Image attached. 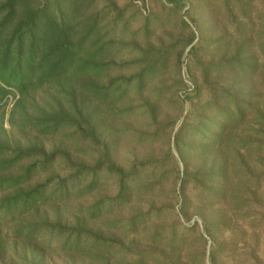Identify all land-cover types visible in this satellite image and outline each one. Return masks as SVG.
Instances as JSON below:
<instances>
[{
	"label": "rangeland",
	"instance_id": "obj_1",
	"mask_svg": "<svg viewBox=\"0 0 264 264\" xmlns=\"http://www.w3.org/2000/svg\"><path fill=\"white\" fill-rule=\"evenodd\" d=\"M58 1L91 28L82 52L98 66L70 86L94 84L80 104L93 129L10 124L12 86L0 127L134 173L101 169L65 188L57 162L36 173L31 183L49 182L35 201L0 208V264H264V0Z\"/></svg>",
	"mask_w": 264,
	"mask_h": 264
},
{
	"label": "trees",
	"instance_id": "obj_2",
	"mask_svg": "<svg viewBox=\"0 0 264 264\" xmlns=\"http://www.w3.org/2000/svg\"><path fill=\"white\" fill-rule=\"evenodd\" d=\"M168 2L175 8H183L181 1ZM83 27L71 22L58 0H0V96L5 93L4 86H12L19 93L10 112V124H14L16 116L19 123L41 129L71 124L81 131L93 129L80 104L85 100L84 90L94 84L81 76L79 92L70 86L73 76L88 67L98 66L82 52L84 39L91 32V28ZM193 37L192 33L187 43H191ZM190 49L194 50L192 46ZM44 86L55 88L50 95L53 104L48 109L37 101L38 91ZM62 95L69 98L71 108L65 105ZM30 106L38 108L37 115L29 112ZM83 124H89L88 128ZM19 127L22 129L21 125ZM27 134L24 132L22 137L26 141L21 143L0 127V208L9 213L35 201L43 193L49 181L31 183V180L36 173L55 167L56 162L66 173L55 183L59 188H65L67 182L81 175L95 174L101 169L121 179L134 173L132 169L125 171L105 160L85 165L70 159L65 149L46 150L36 137L28 138ZM146 164L149 162L140 165Z\"/></svg>",
	"mask_w": 264,
	"mask_h": 264
},
{
	"label": "built area",
	"instance_id": "obj_3",
	"mask_svg": "<svg viewBox=\"0 0 264 264\" xmlns=\"http://www.w3.org/2000/svg\"><path fill=\"white\" fill-rule=\"evenodd\" d=\"M10 92L11 91H8L7 93H6V95H5V99L7 100V99H9V100H13V102H14V98H13V96H10L9 94H10ZM16 98V97H15Z\"/></svg>",
	"mask_w": 264,
	"mask_h": 264
}]
</instances>
